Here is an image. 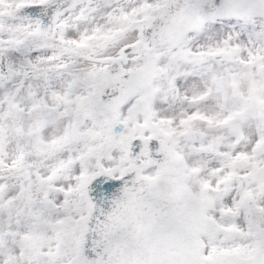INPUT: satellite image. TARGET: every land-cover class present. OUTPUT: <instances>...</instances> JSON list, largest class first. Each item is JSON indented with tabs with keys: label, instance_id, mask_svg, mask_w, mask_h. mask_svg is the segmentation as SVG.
<instances>
[{
	"label": "snow or ice",
	"instance_id": "6c2138e0",
	"mask_svg": "<svg viewBox=\"0 0 264 264\" xmlns=\"http://www.w3.org/2000/svg\"><path fill=\"white\" fill-rule=\"evenodd\" d=\"M0 264H264V0H0Z\"/></svg>",
	"mask_w": 264,
	"mask_h": 264
}]
</instances>
